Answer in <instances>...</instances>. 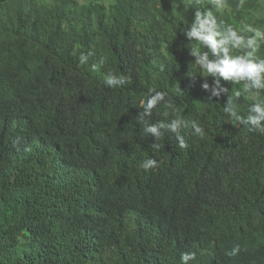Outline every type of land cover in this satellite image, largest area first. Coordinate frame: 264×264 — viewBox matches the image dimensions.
<instances>
[{
    "label": "trees",
    "instance_id": "1",
    "mask_svg": "<svg viewBox=\"0 0 264 264\" xmlns=\"http://www.w3.org/2000/svg\"><path fill=\"white\" fill-rule=\"evenodd\" d=\"M194 11L182 0H0V264H181L184 252L188 264H264V132L224 111L232 99L246 117L264 90L221 81L227 91L211 97L184 35ZM217 16L264 30V0H228ZM109 73L127 82L109 88ZM150 88L176 113L162 102L149 122L186 120V149L167 131L149 147L137 115ZM148 158L158 164L146 172Z\"/></svg>",
    "mask_w": 264,
    "mask_h": 264
},
{
    "label": "clouds",
    "instance_id": "2",
    "mask_svg": "<svg viewBox=\"0 0 264 264\" xmlns=\"http://www.w3.org/2000/svg\"><path fill=\"white\" fill-rule=\"evenodd\" d=\"M188 8L194 9V19L185 31L186 39L192 41L191 55L194 57V65L202 73V76L211 77L213 87L211 97H219L222 92H226L222 88L221 81L231 82L232 84L243 83L245 93H251L253 97H259L261 90H264V59H258L256 53L264 45V30L254 28L251 25H242L237 30L229 24H225L218 19L217 13L222 12L228 7V0H182ZM244 33H251L245 35ZM239 54H233L235 51ZM92 52L79 55V63L87 64ZM102 63V61H101ZM99 65L93 64L92 69L97 70ZM127 78L123 75L117 77L109 73L105 77V85L109 88L124 85ZM203 90H208V83L201 85ZM165 92L156 91L150 88L146 94V98L141 101L142 111L138 112V122L143 124V132L147 137H151L154 143L149 145L153 150L158 151L161 145L156 141L160 140L164 132L174 134L178 147L186 149L188 147L184 137L181 135V129L188 127V122L183 118L176 117L169 122H157L155 124L149 122L153 109L162 102L166 103V107L173 114L176 108L171 102H166ZM236 97L241 93L236 92ZM210 97V98H211ZM224 111L234 120L239 121L247 126L249 132H264V100L256 99L248 108L246 117L238 115L235 101L228 99ZM165 116L169 112L164 113ZM191 128L194 135H203L204 129L195 121L191 122ZM158 162L148 158L140 163V168L148 171L157 167ZM239 246L232 248L229 256L238 253ZM195 257L194 253H181V264H188Z\"/></svg>",
    "mask_w": 264,
    "mask_h": 264
}]
</instances>
